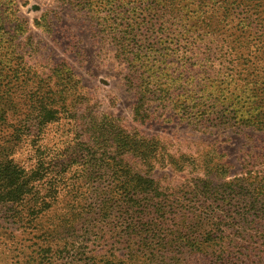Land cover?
Returning a JSON list of instances; mask_svg holds the SVG:
<instances>
[{
  "label": "trees",
  "instance_id": "obj_1",
  "mask_svg": "<svg viewBox=\"0 0 264 264\" xmlns=\"http://www.w3.org/2000/svg\"><path fill=\"white\" fill-rule=\"evenodd\" d=\"M65 1L88 11L100 38L127 64L124 79L136 93L137 122L180 117L195 127L264 132V0ZM0 21L5 27V18ZM21 35L11 32L9 43L18 59L24 58ZM25 64L22 69L29 70ZM45 82L38 78L27 112V123L40 129L70 109L78 113L88 100L67 62L52 70L50 90L41 94ZM9 108H16L14 100ZM6 113L0 108L2 117ZM115 119L109 113L93 119L91 134L80 143L49 154V160L38 153L31 167L0 150V204L20 220L26 208L29 224L51 207L65 173L83 171L88 181L109 176L102 210L124 214L129 251L113 250L101 264H264L263 145L248 149L233 175L220 153L209 156L197 148L177 155ZM161 168L187 179L162 184L154 174ZM42 185L49 200L41 196ZM185 194L189 203L179 209ZM53 256L51 246L41 247L30 262L52 264Z\"/></svg>",
  "mask_w": 264,
  "mask_h": 264
},
{
  "label": "rangeland",
  "instance_id": "obj_2",
  "mask_svg": "<svg viewBox=\"0 0 264 264\" xmlns=\"http://www.w3.org/2000/svg\"><path fill=\"white\" fill-rule=\"evenodd\" d=\"M7 2L2 0L0 6V18L6 20L5 27L0 21V108L7 110L3 117L0 115V150L16 162L34 166L35 156L41 152L49 160L54 152L66 150L75 141L80 143L84 135L91 134L92 120H101L108 113L117 118L118 124L156 137L165 146L163 150L177 155L197 148L210 151L209 156L220 153L223 158H217L227 162L233 175L243 168L248 149L260 150L257 147L264 146V132L247 128L195 127L180 117L137 122L133 119L136 93L124 79L128 66L117 58L113 44L100 38L96 20L87 10L65 0H14L10 5ZM11 32H22L24 58L18 59L12 53ZM25 61L31 66L29 70L21 67ZM64 62L80 78L81 91L88 100L78 113L73 114V109L63 112L42 129L27 123L32 118L27 114L31 98L38 94V78L46 79L40 84L41 94L48 93L52 70ZM34 72L36 76L31 78ZM13 100L16 108L8 109ZM154 174L162 184L187 179L169 168L158 169ZM66 177L69 181L65 182ZM111 183L109 176L88 181L83 171H70L55 187V199L45 194V183L41 196L50 199L51 207L39 211L29 224L26 208L20 220L0 204V264H32L31 256L49 246L53 248L52 264H101L113 250L126 254L129 247L124 214L117 209L103 212L101 206ZM184 196L186 199L176 208L189 203V195Z\"/></svg>",
  "mask_w": 264,
  "mask_h": 264
}]
</instances>
